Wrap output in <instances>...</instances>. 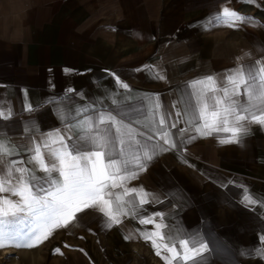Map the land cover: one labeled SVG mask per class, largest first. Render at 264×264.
<instances>
[{
    "label": "crops",
    "instance_id": "0c3cea01",
    "mask_svg": "<svg viewBox=\"0 0 264 264\" xmlns=\"http://www.w3.org/2000/svg\"><path fill=\"white\" fill-rule=\"evenodd\" d=\"M225 7L248 19L216 22ZM257 62L264 65V0H0V110L12 112L0 121V139L19 152L7 159L30 167L16 146L29 138L40 143L49 131L94 114L61 120L58 109L98 101V110L111 111L113 99L141 141L139 152L124 146L127 158L151 155L155 146L126 184L147 192V204L125 197L136 207L128 205L130 214L111 227L98 209L78 213L29 248L31 264H167L163 257L171 254L162 245L169 232L202 237L208 264H264V126L249 124L240 143L221 144L230 134L199 136L189 123L198 111L189 95L193 81L212 75L222 87L229 70ZM157 102L163 128L152 111ZM163 131L176 147L164 143ZM149 217L153 224L139 223ZM157 223L165 227L157 230ZM156 231L161 255L144 238Z\"/></svg>",
    "mask_w": 264,
    "mask_h": 264
},
{
    "label": "snow or ice",
    "instance_id": "6c2138e0",
    "mask_svg": "<svg viewBox=\"0 0 264 264\" xmlns=\"http://www.w3.org/2000/svg\"><path fill=\"white\" fill-rule=\"evenodd\" d=\"M247 19L225 7L223 15L216 17V22L223 20L233 24ZM116 81L119 83V77H116ZM221 83L222 87L212 75L192 82L189 95L195 96L198 111L189 123L194 125L193 130L199 136L226 133L230 135L220 139L219 143H240L249 132V124L264 126V65L259 62L256 65H240L229 70ZM122 88L128 89L129 86L123 83ZM67 91L72 93L74 90L70 88ZM112 104L114 107L111 111L98 110V101L80 108L69 104L65 109H58L65 113L61 115V120L69 118L67 113L78 116L91 110L94 114L63 130L49 131L39 138L40 143H34L33 138H29L26 144L16 146L28 153L27 163L30 167L18 166L25 163L22 159H7L19 155V152L12 147V141L0 139V194H9L0 195V248H33L47 240L54 229L66 227L86 209H98L108 220L109 227L118 225L121 216L130 214L128 205L136 207L132 199L126 200L125 197L139 196L140 206L149 202L147 192L142 189L138 192L126 184L138 174L136 170H143L147 161L152 159L155 146L151 155L145 151L142 156L135 155L133 160L128 159L124 146L127 144L139 152L141 141L133 135L134 129L124 123L127 113L122 111L121 104L116 99L112 100ZM124 106L129 105L124 103ZM161 107L157 102L152 111L154 116H159L158 125L163 128L166 118L160 115ZM113 112L122 119L118 120ZM11 116L10 109L7 113L0 110V121H8ZM167 116L170 118L171 113ZM171 127L176 128V123H172ZM0 131L6 129L0 128ZM62 131L64 134H61ZM180 131L183 133L185 130ZM125 136L129 137L127 141ZM161 138L165 144L176 147L167 131H163ZM116 189L121 191H114ZM244 200L256 204V200L249 196H244ZM153 222L151 217L139 220L142 225ZM162 227L165 225L155 224L157 230ZM154 237L163 239L160 231L144 236L146 240H151L156 254L161 255V245ZM177 246L181 251L177 250ZM162 247L171 254L170 257H163L167 264H173V261L176 264H208V243L203 242L197 233L169 232L167 243ZM55 251L61 253L60 248Z\"/></svg>",
    "mask_w": 264,
    "mask_h": 264
},
{
    "label": "rangeland",
    "instance_id": "374dc122",
    "mask_svg": "<svg viewBox=\"0 0 264 264\" xmlns=\"http://www.w3.org/2000/svg\"><path fill=\"white\" fill-rule=\"evenodd\" d=\"M29 248H16L6 246L0 248V264H31V254Z\"/></svg>",
    "mask_w": 264,
    "mask_h": 264
},
{
    "label": "built area",
    "instance_id": "2783aa9c",
    "mask_svg": "<svg viewBox=\"0 0 264 264\" xmlns=\"http://www.w3.org/2000/svg\"><path fill=\"white\" fill-rule=\"evenodd\" d=\"M239 10V9H238ZM240 11V10H239Z\"/></svg>",
    "mask_w": 264,
    "mask_h": 264
}]
</instances>
